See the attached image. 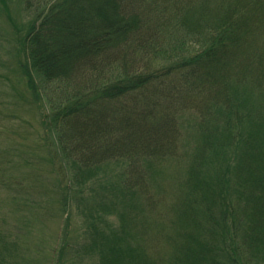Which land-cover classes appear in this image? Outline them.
Here are the masks:
<instances>
[{"label": "trees", "instance_id": "obj_1", "mask_svg": "<svg viewBox=\"0 0 264 264\" xmlns=\"http://www.w3.org/2000/svg\"><path fill=\"white\" fill-rule=\"evenodd\" d=\"M23 3L21 78L46 108L62 206L89 233L60 253L222 264L207 236L225 223L264 259V0ZM28 221L0 224V264H27Z\"/></svg>", "mask_w": 264, "mask_h": 264}, {"label": "rangeland", "instance_id": "obj_2", "mask_svg": "<svg viewBox=\"0 0 264 264\" xmlns=\"http://www.w3.org/2000/svg\"><path fill=\"white\" fill-rule=\"evenodd\" d=\"M31 19L23 0H0V224H23L29 218L24 233L26 247H22L27 264H95L97 257L93 255L85 257L83 252L76 254L69 249L60 253L68 243L82 248L89 233L74 203L69 213L62 206V192L50 163L55 154L46 133V108L21 78L17 33ZM216 163L210 164L211 171L224 169ZM27 197L37 207H25L22 200ZM107 219L117 224L114 215ZM214 227L207 238L222 257V264H264L263 258L250 255L245 241L242 244L243 231L236 234L227 229L222 235L227 224L217 223ZM223 248L227 255L221 251ZM230 256L236 259L232 263Z\"/></svg>", "mask_w": 264, "mask_h": 264}]
</instances>
